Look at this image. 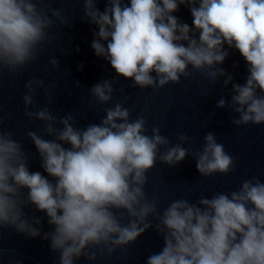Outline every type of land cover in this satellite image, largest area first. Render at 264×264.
Segmentation results:
<instances>
[{"label":"clouds","instance_id":"1","mask_svg":"<svg viewBox=\"0 0 264 264\" xmlns=\"http://www.w3.org/2000/svg\"><path fill=\"white\" fill-rule=\"evenodd\" d=\"M56 2L0 0V86L5 75L21 77L38 61L52 30L59 34L68 25L64 10L52 7ZM97 2L83 0L82 19L98 28L91 47L117 76L130 79L131 87L158 91L198 73L210 85L202 93L207 96L226 77L223 86L232 84L231 99L221 97L216 107L231 109L237 128L264 125V0H107L103 11ZM180 5L189 8L192 27L173 15ZM225 44L246 61L243 84L232 83V75L220 67L229 56ZM49 63L59 68L58 57ZM78 68L83 70V64ZM116 83L104 79L93 85L89 104H112ZM54 86L33 75L24 82L22 96L28 121L42 123L39 133L28 130L25 136L47 175L30 170L31 153L4 127L0 114V237L6 231L40 237L58 254L57 264H78L116 252L127 256L152 229L163 247L148 255L145 264H264L260 178L244 179L234 191L195 202L176 199L162 210L158 198L149 199L145 192L148 173L157 163L175 167L189 156L200 177L232 173L235 159L215 134L207 133L203 146L194 150L184 147L193 143L185 133L172 144L158 126L149 135L145 116L133 119L132 110L120 101L103 109L98 124L79 127L72 112L57 116L47 106L37 107L34 98L41 90L48 104L54 103ZM30 207L46 214L52 231L42 233L43 217L30 216L25 211ZM5 252L15 254L0 246V258Z\"/></svg>","mask_w":264,"mask_h":264},{"label":"water","instance_id":"2","mask_svg":"<svg viewBox=\"0 0 264 264\" xmlns=\"http://www.w3.org/2000/svg\"><path fill=\"white\" fill-rule=\"evenodd\" d=\"M128 2L130 0H125V3ZM96 6L103 11L107 6V0H98ZM52 7L64 10L69 18L68 25L61 28L59 34L55 28L52 30L50 33L52 39L43 46L38 61L30 64L21 77L13 78L5 75L0 86V109H2L0 114L5 117L4 127L13 130L14 139L21 141L25 150L31 153V171H40L47 175L40 166V158L35 146L25 136L28 130L39 133L42 129L41 122L28 121L24 115L22 100L25 91L24 82L35 75L44 79L46 84L55 82V86L50 89L54 103L48 104L41 90L34 98L37 107L47 106L57 116L72 112L79 127H86L90 123L98 124L105 115L103 109L120 101L132 110L133 119L141 114L145 116L149 135H151V127L158 126L161 134L167 136L172 144L179 143L177 139L179 133H185L192 138L193 143L185 144L184 147L194 150L203 146L204 136L207 133L216 135L218 142L222 143L225 150L234 157V171L228 175L218 173L212 177H200L195 161L190 156L175 167L157 163L148 173L145 192L149 199L153 196L158 198L161 210L176 199L186 198L195 202L201 196L210 198L217 192L234 191L242 180L253 176L264 182V125L237 128L232 124L236 114L229 108L216 107L221 97L226 101L231 99L232 84L223 86L226 77H220L207 96L202 93L210 85L198 73L194 74V79L182 78L180 84H169L158 91L151 88L143 91L133 88L130 79L117 76L110 63L97 57L92 49V40L96 38L94 32L98 31V28L82 19L83 0H63V2L57 0ZM173 15L180 22L193 26V17L187 6L180 5L179 10ZM61 49H66L67 55ZM225 49L229 52V56L220 67L232 75V83H245L248 75L246 61L237 50L228 48L226 44ZM52 56L59 59L58 69L49 63V58ZM81 64L83 70L78 68ZM104 79L117 80L114 85L117 91L114 93L112 104L100 106L89 104L92 97L88 90ZM74 81H79L80 87H76ZM120 89H123V92ZM30 110L36 111L37 108ZM47 138L51 139V137ZM25 211L30 216L34 214L36 217H43L40 225L42 233L53 230L47 223L45 213L34 211L31 207ZM0 246L15 253H3L0 264H16L17 261L21 264H57L58 261V254L51 252L49 241L40 237L26 238L22 234L6 231L0 237ZM162 247V237L149 229L129 248L127 256L116 252L110 258H99L95 262L82 259L78 264H145L148 255L160 251Z\"/></svg>","mask_w":264,"mask_h":264}]
</instances>
